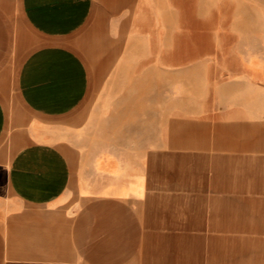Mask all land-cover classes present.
<instances>
[{
    "label": "crops",
    "instance_id": "0c3cea01",
    "mask_svg": "<svg viewBox=\"0 0 264 264\" xmlns=\"http://www.w3.org/2000/svg\"><path fill=\"white\" fill-rule=\"evenodd\" d=\"M148 2L0 0V264H264V34L175 61L201 84L175 140L71 166L89 82L72 36Z\"/></svg>",
    "mask_w": 264,
    "mask_h": 264
},
{
    "label": "rangeland",
    "instance_id": "374dc122",
    "mask_svg": "<svg viewBox=\"0 0 264 264\" xmlns=\"http://www.w3.org/2000/svg\"><path fill=\"white\" fill-rule=\"evenodd\" d=\"M146 10L144 18L106 20L72 36L89 70L70 139L73 170L103 168L113 156L175 140L179 92L201 86L180 82L175 61L202 53L209 42L226 48L264 34V0H149ZM6 101L21 111L11 81Z\"/></svg>",
    "mask_w": 264,
    "mask_h": 264
}]
</instances>
